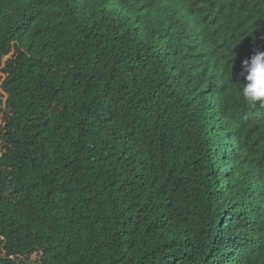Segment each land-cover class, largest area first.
Masks as SVG:
<instances>
[{
	"label": "trees",
	"instance_id": "16d2710c",
	"mask_svg": "<svg viewBox=\"0 0 264 264\" xmlns=\"http://www.w3.org/2000/svg\"><path fill=\"white\" fill-rule=\"evenodd\" d=\"M257 51L264 0H0V264H264Z\"/></svg>",
	"mask_w": 264,
	"mask_h": 264
},
{
	"label": "clouds",
	"instance_id": "9594fccd",
	"mask_svg": "<svg viewBox=\"0 0 264 264\" xmlns=\"http://www.w3.org/2000/svg\"><path fill=\"white\" fill-rule=\"evenodd\" d=\"M160 8L162 10L173 9L176 0H159ZM232 75V73H230ZM245 82L239 89V94L242 100L250 107H264V51H257L251 58L243 61V71ZM219 79H216V82ZM216 84V83H215ZM221 84H219L220 86ZM214 89L213 84H207L203 90ZM202 93V92H201ZM200 97V93L196 98ZM223 113V111H222ZM220 113V114H222ZM219 113L211 106L208 107V115H197L201 129V134L206 131L215 135L219 131ZM210 127L207 130L202 131V126L207 124ZM234 144V142L232 143ZM235 141V148L237 147ZM237 150V149H235Z\"/></svg>",
	"mask_w": 264,
	"mask_h": 264
},
{
	"label": "rangeland",
	"instance_id": "374dc122",
	"mask_svg": "<svg viewBox=\"0 0 264 264\" xmlns=\"http://www.w3.org/2000/svg\"><path fill=\"white\" fill-rule=\"evenodd\" d=\"M31 259L34 261V260H37L38 259V255L37 254H34Z\"/></svg>",
	"mask_w": 264,
	"mask_h": 264
},
{
	"label": "bare ground",
	"instance_id": "6f19581e",
	"mask_svg": "<svg viewBox=\"0 0 264 264\" xmlns=\"http://www.w3.org/2000/svg\"><path fill=\"white\" fill-rule=\"evenodd\" d=\"M255 177V176H254ZM256 181H257V179H256ZM256 185V184H255ZM257 189V188H256Z\"/></svg>",
	"mask_w": 264,
	"mask_h": 264
}]
</instances>
